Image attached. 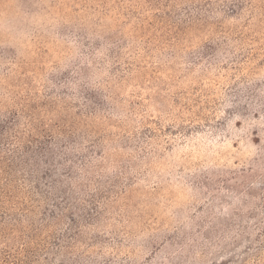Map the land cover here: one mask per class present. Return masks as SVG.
I'll list each match as a JSON object with an SVG mask.
<instances>
[{
    "label": "rangeland",
    "instance_id": "1",
    "mask_svg": "<svg viewBox=\"0 0 264 264\" xmlns=\"http://www.w3.org/2000/svg\"><path fill=\"white\" fill-rule=\"evenodd\" d=\"M21 105L107 142L52 264H264V0H0V112Z\"/></svg>",
    "mask_w": 264,
    "mask_h": 264
},
{
    "label": "trees",
    "instance_id": "2",
    "mask_svg": "<svg viewBox=\"0 0 264 264\" xmlns=\"http://www.w3.org/2000/svg\"><path fill=\"white\" fill-rule=\"evenodd\" d=\"M84 97L95 103L89 95ZM40 116L26 105L0 112V241L8 240L15 247L13 264H30L32 259L52 264L80 238L83 226L94 216L92 207L73 200L74 173L89 164L80 151L106 152L107 142L91 137L93 131L83 122L62 117L61 122L51 123ZM14 193L20 197L10 201ZM10 251L7 246L0 248V264ZM61 261L72 264L73 257Z\"/></svg>",
    "mask_w": 264,
    "mask_h": 264
}]
</instances>
